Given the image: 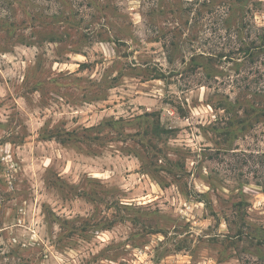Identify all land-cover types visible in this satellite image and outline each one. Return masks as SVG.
Instances as JSON below:
<instances>
[{
  "label": "rangeland",
  "instance_id": "obj_1",
  "mask_svg": "<svg viewBox=\"0 0 264 264\" xmlns=\"http://www.w3.org/2000/svg\"><path fill=\"white\" fill-rule=\"evenodd\" d=\"M192 4L0 0V264H264V117L226 137L214 107L264 108V52L195 71L228 14ZM152 112L174 132L157 164Z\"/></svg>",
  "mask_w": 264,
  "mask_h": 264
},
{
  "label": "trees",
  "instance_id": "obj_2",
  "mask_svg": "<svg viewBox=\"0 0 264 264\" xmlns=\"http://www.w3.org/2000/svg\"><path fill=\"white\" fill-rule=\"evenodd\" d=\"M261 4L260 1L257 0H194V4L188 10L189 12H193L197 15L195 18V23H200L204 15L209 13L210 17L214 18V14L224 15L226 17V13L228 14V18H223L222 23H220L221 27L214 30L216 34H221L218 31H224L229 41L223 43L221 47V52L217 54V56H213V53L207 54H196L192 58V62H194V70L204 68L209 76H213V72L211 71V64L213 65L214 61L217 59H225L229 61H234L241 56L242 59H248V61L254 63L255 59L260 57V55L264 52V28L259 30L252 29L250 22L246 21L248 13L251 11H255L256 8ZM253 7V8H252ZM215 24V23H214ZM254 34V38L252 37ZM233 38L236 41H233ZM197 40V36L194 37V41ZM176 45L173 42V45ZM200 59H206L205 63L200 61ZM82 66V65H81ZM154 79H165L164 74L160 73ZM256 96H259L261 101L260 105L264 106V93H257ZM241 96L236 98L235 100H231L230 97L224 96L218 99V103L214 105L216 110H223L228 114V117L224 121L225 125L221 126L218 130H220V134L226 137H231L237 131H245L247 130L248 124H252V116H257V118L264 117V108H255L256 102L252 101L251 109H248L243 105V98ZM246 100V98H245ZM249 110V117H239L237 111L238 110ZM255 114V115H253ZM146 116L151 119V121L147 124V130L145 131L146 139L149 143V148H151L156 154L153 156V163L157 164L159 160V154H162V151L159 149L160 142L164 141L165 138H170L173 136L174 132L172 129H169L161 122V117L159 112L146 113ZM255 120V118H254ZM258 120V119H256ZM111 127H113V123H110ZM253 126V125H250ZM66 139L62 140V143H66ZM145 150V149H144ZM148 152V150H145ZM157 162V163H156ZM171 163V162H170ZM152 166L155 168V171L158 169L157 165ZM167 172L172 176H180V171H184V166L182 163L177 162L175 164H171L169 167H163L158 169V172ZM242 205H240L241 207ZM241 215V214H240ZM243 217V215H241ZM242 225L240 229L237 231V235H244L245 230L248 227L247 224L242 219ZM236 224V223H234ZM231 225V223H230Z\"/></svg>",
  "mask_w": 264,
  "mask_h": 264
}]
</instances>
